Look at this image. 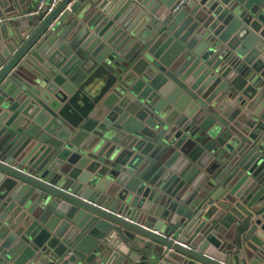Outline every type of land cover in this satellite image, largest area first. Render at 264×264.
<instances>
[{
  "label": "water",
  "instance_id": "95a60500",
  "mask_svg": "<svg viewBox=\"0 0 264 264\" xmlns=\"http://www.w3.org/2000/svg\"><path fill=\"white\" fill-rule=\"evenodd\" d=\"M33 1L0 0V264H264V0Z\"/></svg>",
  "mask_w": 264,
  "mask_h": 264
},
{
  "label": "built area",
  "instance_id": "2783aa9c",
  "mask_svg": "<svg viewBox=\"0 0 264 264\" xmlns=\"http://www.w3.org/2000/svg\"><path fill=\"white\" fill-rule=\"evenodd\" d=\"M60 0H38L36 2V5L35 7L25 13L26 15H29V14H36V13H40L42 11H44L45 14L49 13L50 11L53 10V8L59 3ZM74 1H77V0H71L69 2V4L67 5L66 8H69L70 4L73 3ZM3 19L0 17V22L2 21ZM182 244V243H181ZM184 245V244H182Z\"/></svg>",
  "mask_w": 264,
  "mask_h": 264
},
{
  "label": "crops",
  "instance_id": "0c3cea01",
  "mask_svg": "<svg viewBox=\"0 0 264 264\" xmlns=\"http://www.w3.org/2000/svg\"><path fill=\"white\" fill-rule=\"evenodd\" d=\"M37 1H38V0H34L32 4H30L28 7H26V8L23 10V14H24V13H27V12H29V11H31V10L35 7Z\"/></svg>",
  "mask_w": 264,
  "mask_h": 264
}]
</instances>
